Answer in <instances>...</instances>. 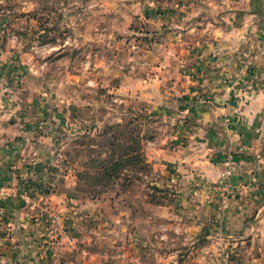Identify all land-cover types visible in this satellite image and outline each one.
I'll use <instances>...</instances> for the list:
<instances>
[{
	"label": "crops",
	"instance_id": "obj_1",
	"mask_svg": "<svg viewBox=\"0 0 264 264\" xmlns=\"http://www.w3.org/2000/svg\"><path fill=\"white\" fill-rule=\"evenodd\" d=\"M102 7L111 19L95 38L111 48L95 53L90 81L66 76L62 93L33 62L0 61V264H264V0ZM139 33L154 40L135 51ZM17 66L27 87L47 91L18 93ZM88 84L143 103V163L154 175H143L145 201L150 187L175 189L174 204L146 201L157 225H135L121 187L105 204V191L78 192L74 172H60V142L95 122Z\"/></svg>",
	"mask_w": 264,
	"mask_h": 264
},
{
	"label": "rangeland",
	"instance_id": "obj_2",
	"mask_svg": "<svg viewBox=\"0 0 264 264\" xmlns=\"http://www.w3.org/2000/svg\"><path fill=\"white\" fill-rule=\"evenodd\" d=\"M100 1L105 0H0V61L5 60L6 63L14 64L21 61L33 62L32 67L38 70V77L47 81L49 74H53L55 86L60 88L62 93H65V89L61 84L66 76L81 73L90 81L89 78L95 76L93 68L95 53L108 54L111 48L108 44L109 39L95 38L97 32L95 27L103 26L111 19L110 15H106L105 7H102L100 12L98 9L95 11V3ZM143 33H139L133 43L138 44V47L132 45L135 51L144 40H154V38L145 39L148 36ZM102 42L103 45H98ZM80 66L82 69H79ZM19 68L20 66H17L13 71V77L16 78L20 88H16L19 89L18 93L27 97L31 92L43 95L44 90L47 91L45 83L41 89L27 87ZM107 75L104 74V82ZM87 87L86 96L89 99H96L95 103L88 105V108L95 111L93 117L95 122H89L91 124L89 133H77L67 142H60L57 155L60 172H74L78 192L99 195L95 190L105 189L102 193L103 196L105 195V204L110 203L109 196L114 195L121 187L131 200L135 225L149 223L157 225L159 216L155 213L156 209L152 208V205L147 206L146 201L174 204L175 189L169 186L159 190L150 187L151 198L145 201L143 194L148 191V187L146 183L144 184L147 178L143 175L148 173L149 178L154 175L150 172L149 166L143 163L142 149L132 159L120 158L121 166L117 170H111L112 177L105 174V167L112 168L109 160L117 157L119 152L120 157L121 148L125 143L143 148L144 127H151L150 122L143 116V103L135 102L133 108V105H124L120 99L117 101L108 91V86L94 87L93 84H88ZM78 88L76 84L73 91L77 92ZM86 114L91 115L90 111ZM81 171L86 174L80 179ZM131 177L136 179L128 182L126 179ZM109 211L107 213L111 214ZM256 217V214L252 215L253 220ZM166 219V225L176 223L174 216L169 215ZM259 219L256 220L264 225V211ZM259 244L260 242L255 243L258 251ZM240 258L233 259L236 260L234 264L240 263ZM221 264L233 263L228 259L227 263Z\"/></svg>",
	"mask_w": 264,
	"mask_h": 264
},
{
	"label": "trees",
	"instance_id": "obj_3",
	"mask_svg": "<svg viewBox=\"0 0 264 264\" xmlns=\"http://www.w3.org/2000/svg\"><path fill=\"white\" fill-rule=\"evenodd\" d=\"M87 133H89V132H87ZM122 152H121V154H120V157L118 156V154L120 153H118L117 154V157H115L114 159H110L109 160V162H110V166L112 165V168H107V167H105V174L106 175H109L110 177H112L113 175H111L112 174V171L115 169V170H117L120 166H121V159L120 158H124V157H128L127 159H132V157H135L134 155H136L138 152H139V150H141L142 148H138L137 146H135V145H130V144H124L123 146H122ZM68 155H70V153H68ZM137 157V156H136ZM112 170V171H111ZM84 174H86L85 172L84 173H82V171L79 173V175H80V179H81V177H83L84 176ZM80 179H78V181L80 180ZM105 189H101V188H99V189H96L95 191H97V192H99V193H101V192H103Z\"/></svg>",
	"mask_w": 264,
	"mask_h": 264
},
{
	"label": "built area",
	"instance_id": "obj_4",
	"mask_svg": "<svg viewBox=\"0 0 264 264\" xmlns=\"http://www.w3.org/2000/svg\"><path fill=\"white\" fill-rule=\"evenodd\" d=\"M133 46H134L135 48H137V47H138V44H133Z\"/></svg>",
	"mask_w": 264,
	"mask_h": 264
}]
</instances>
